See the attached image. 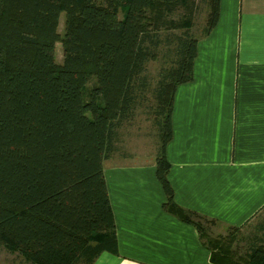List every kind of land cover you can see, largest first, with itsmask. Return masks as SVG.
<instances>
[{"label":"trees","instance_id":"obj_1","mask_svg":"<svg viewBox=\"0 0 264 264\" xmlns=\"http://www.w3.org/2000/svg\"><path fill=\"white\" fill-rule=\"evenodd\" d=\"M206 4L204 35L220 0ZM193 7L194 0H0V247L26 264H93L103 251L117 254L103 162L150 92L164 209L197 228L213 263L264 264V220L257 246L247 241L240 260L231 249L239 227L208 237L213 219L178 205L168 180L174 93L192 80L197 54ZM178 9L184 13L173 19ZM162 47L166 63L150 89L146 67Z\"/></svg>","mask_w":264,"mask_h":264},{"label":"crops","instance_id":"obj_2","mask_svg":"<svg viewBox=\"0 0 264 264\" xmlns=\"http://www.w3.org/2000/svg\"><path fill=\"white\" fill-rule=\"evenodd\" d=\"M197 39L192 80L174 93L168 180L178 205L213 219L215 236L257 218L253 246L264 220V0H220L216 25ZM151 155L103 162L117 254L93 264H215L197 228L164 209Z\"/></svg>","mask_w":264,"mask_h":264},{"label":"rangeland","instance_id":"obj_3","mask_svg":"<svg viewBox=\"0 0 264 264\" xmlns=\"http://www.w3.org/2000/svg\"><path fill=\"white\" fill-rule=\"evenodd\" d=\"M193 14H192V22L193 25L191 27V32L194 36H199L202 34V30L205 26L206 14H207V4L206 0H194V7H193ZM184 11L183 9L176 10L172 18L179 19L182 17ZM63 21H64V13L62 12L60 15L59 25H58V32L62 33L63 31ZM178 32V31H176ZM165 48L162 47L158 51V58L156 60H150L146 67V74L147 78L150 82V89L154 86L155 80L157 78V73L159 72L162 65L166 63L164 61V52ZM55 58L57 62H61L63 58V52L60 43L55 44ZM145 100L139 101L136 105L134 113L132 116L125 120L120 128H119V140L117 142V153H130L138 152V153H145L147 155H151L157 150L158 146V137H157V129L153 122V113L151 112L152 106L154 105V100L151 96V93L147 92L145 95ZM152 156V155H151ZM262 213L260 214V216ZM257 222V218L252 220L244 230H238L236 232L241 238L240 242L237 241L238 245H236L235 240H233L231 244V249L235 250L240 254L235 252L234 256H237L240 260L243 257L248 237L253 232L250 227L255 225ZM254 223V224H252ZM208 227V226H207ZM253 228V227H252ZM206 235L208 237L214 238L217 237L214 233L210 230V228L206 230ZM0 264H25L23 259L14 253L8 252L5 248L0 247Z\"/></svg>","mask_w":264,"mask_h":264}]
</instances>
